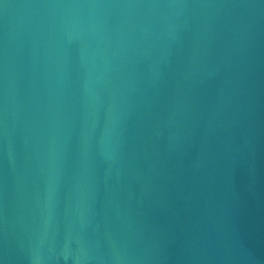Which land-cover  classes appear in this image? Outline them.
Returning <instances> with one entry per match:
<instances>
[{
	"label": "water",
	"instance_id": "water-1",
	"mask_svg": "<svg viewBox=\"0 0 264 264\" xmlns=\"http://www.w3.org/2000/svg\"><path fill=\"white\" fill-rule=\"evenodd\" d=\"M0 264H264V0H0Z\"/></svg>",
	"mask_w": 264,
	"mask_h": 264
}]
</instances>
